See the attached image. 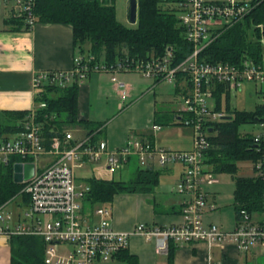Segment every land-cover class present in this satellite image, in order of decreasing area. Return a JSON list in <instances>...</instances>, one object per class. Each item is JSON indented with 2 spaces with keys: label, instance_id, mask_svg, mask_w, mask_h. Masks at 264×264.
<instances>
[{
  "label": "built area",
  "instance_id": "1",
  "mask_svg": "<svg viewBox=\"0 0 264 264\" xmlns=\"http://www.w3.org/2000/svg\"><path fill=\"white\" fill-rule=\"evenodd\" d=\"M36 1L0 0V8L7 11L8 17L20 19L30 30L37 23ZM169 3L177 14L185 40L192 47L191 53L179 64L172 65L171 49L160 57L140 61L126 59L110 67L94 62L92 56L77 55L70 70L35 74L32 84L35 88L44 83L65 87L82 82L92 72L134 71L152 79L155 84L174 85L182 75L179 122L192 131L190 150L161 149L142 138L129 139L124 146L109 150L94 134L75 139L70 132L58 134L53 129L49 132L54 134L47 138L34 109L27 115L16 137H0L1 163L7 164L13 157L31 159L35 163L50 159V163L35 169L33 176L22 183L21 192L28 197V205L21 214L22 221L13 223L0 206V234L40 237L45 243L44 264L109 261L127 249L129 238L134 234L155 240L161 254L168 253L170 243L181 246L193 242H203L209 249L232 243L240 253L256 248L264 251V211L249 214L241 210L231 231L203 222L204 210L213 209L207 205L203 187L217 181L213 167L206 162L208 135L214 133V124L227 116L226 111L212 109L211 101H216L218 87H222L221 95L229 97L235 96L244 83H252L255 92L264 99V40L253 37L255 42L259 40L258 47L243 53L235 63L208 62L202 53L223 31L242 22L256 6V0H172ZM112 80L122 98L127 97L126 84L114 77ZM261 105L264 112V102ZM38 108H45V103H39ZM263 112L253 124L257 127L253 134L254 145L260 153L253 165L255 176L264 181ZM153 128L157 129V126ZM132 157H136L141 166L149 165L153 160L160 166L182 165L175 189L182 196L181 224L159 227L140 223L132 232H121L113 228L109 209L99 206L89 212L83 210L81 202L89 186L77 172L88 167L92 173L89 178L110 180ZM59 247L68 250L61 252Z\"/></svg>",
  "mask_w": 264,
  "mask_h": 264
},
{
  "label": "trees",
  "instance_id": "2",
  "mask_svg": "<svg viewBox=\"0 0 264 264\" xmlns=\"http://www.w3.org/2000/svg\"><path fill=\"white\" fill-rule=\"evenodd\" d=\"M170 1L172 0H137L135 26H127L117 19L112 0L110 4H102L99 0H37L34 13L37 22L70 25L74 46L82 55L92 56L96 63L101 62L110 67L126 59L148 60L163 56L167 49H171L174 66L191 53L192 47L184 38L177 14L168 6ZM6 24L11 30H28L18 18L8 17ZM253 37L264 40V0H256V6L246 18L223 31L204 50L202 57L208 62L235 63L243 53L258 47L259 40L255 42ZM182 79L183 76L179 75L177 92H181L178 84ZM221 92L222 87H218L215 92L216 111H222ZM77 97L76 84L65 87L45 84L38 89L34 112L43 126V135L49 138L54 134L49 132L50 129L60 134L65 127L74 126L87 128L89 135L100 131L102 124L78 119ZM39 103H45V108H38ZM262 107L256 106L254 110L245 111L226 106L227 116H231V119L216 122L214 133L208 135L206 162L213 167L215 173L226 172L233 176V205L237 219L241 210L249 214L264 211V181L257 176H234L238 162L249 160L255 163L260 156L255 149L253 135L239 134L238 127L241 124L253 125L262 114ZM30 112L31 110L0 112V135L20 132ZM179 115L180 112H166V115L156 112L154 123L174 121L175 124H181L177 121ZM135 169L134 177L127 182L87 179L89 191L82 199L83 209L91 210L97 204L110 203L116 194L148 190L158 181V171H144L138 166ZM22 188L23 184L13 181L12 163L0 164V206L15 197ZM10 246L11 264H44L45 243L40 237L13 235ZM174 248L172 244L169 246L168 264H173ZM119 256L127 264H136L135 257L123 253Z\"/></svg>",
  "mask_w": 264,
  "mask_h": 264
},
{
  "label": "crops",
  "instance_id": "3",
  "mask_svg": "<svg viewBox=\"0 0 264 264\" xmlns=\"http://www.w3.org/2000/svg\"><path fill=\"white\" fill-rule=\"evenodd\" d=\"M114 2L115 0H112L113 4ZM7 19V11L4 8H0V112L33 110L36 107L35 95L38 92V89L46 84L44 83L37 88L33 87L32 79L34 75L68 71L73 67L74 58L77 55L82 54L79 52V49L74 46L73 30L68 24L37 22L30 30L15 31L11 30L6 24ZM82 56L86 57V55ZM99 64H101V62ZM92 73L93 74L90 73L82 82L76 84L78 87V119L89 123L102 124L99 129L100 131H96L97 133L95 132L94 135H96V139L104 141L109 150L124 146L125 143L132 138L147 139L158 147L159 141L152 131L154 130L155 132L156 129L152 128V130L148 129V131L143 132L144 130L140 127H146L145 124L149 122L151 123V127L154 125L157 127L161 126V123H154L156 112H158L159 115L160 113L161 115H166V112H174L176 114L178 110H157V104L152 100V95H144V89L133 85V74L138 72L100 71ZM103 77L111 82L108 84V89H106L114 97V111L111 115L110 113L107 115L106 121L101 120L103 119L101 116V110L93 108L94 104L101 100V95L103 94H101V91H103L101 87V79ZM113 77L117 81L126 84L128 89L127 97L122 98L120 91L116 86V82L112 80ZM152 82L154 86L161 84H155L153 80ZM183 82L184 80L179 82V88L183 86ZM72 84L74 83L68 85ZM170 87L175 96L180 97L181 92L176 91V83L170 85ZM132 93L138 94L136 96L137 100L134 102L128 101L132 97ZM132 114H134V119H136L137 122L134 120L130 123V121L127 120ZM164 118L166 119V116H164ZM179 119L180 116L177 121H179ZM170 123L175 122L170 121ZM64 131L70 132L75 139H82L89 133L87 128L81 126L65 127L61 132ZM19 133L20 132L4 134L0 135V137L13 139ZM191 146L192 139H190L189 144L184 146L186 148H174L173 150H190L192 148ZM15 158L17 159L19 157H13L11 159L10 162L13 166L17 163H33L34 171L35 169L40 168V166H45L50 163L49 158L41 160L38 163H35L31 159H22L20 161L14 160ZM10 162L7 164L0 162V164L8 165ZM148 164L149 165L141 166L138 159L132 157L124 165L133 166L132 177L129 180L134 177L136 166L144 171L147 169L158 171V181L152 185L150 189L141 192L135 191L116 194L113 197L112 202L100 205L97 204L91 209L93 210L99 206L109 209L113 228L117 231L132 232L135 226L140 223L150 226L167 227L181 224L183 221L181 213L182 196L175 191L176 185L183 171L182 165L179 163H173L160 166L155 160L150 161ZM84 170L87 174L90 173V175H84V172L82 173ZM79 172L80 174L77 173V176L83 178L84 182H86L87 179H90L89 177L92 175L91 169L88 167ZM253 176L255 175L248 177ZM110 180H114V174ZM22 183L23 181L17 184ZM213 185H206L203 187V190L207 194V205L213 206V209L206 208L204 210L203 222L205 225L215 224L224 231H231L234 229L237 222L233 205L234 196L232 195L231 205L232 222L228 224L226 218L224 220V215L227 214L228 209L219 204L216 192L212 191L214 189L210 188L208 190L207 188L208 186L212 187ZM21 190L10 201L1 205L10 215L13 223L22 221L21 214L28 205V197L23 194ZM11 203H13L12 208L7 209ZM83 210L85 212L90 211L89 209ZM171 244L175 247L173 264H264V251L260 248L253 249L248 253H240L232 243L215 245L210 249L207 248L203 242H193L181 246L170 243L169 246ZM10 245L11 236L0 234V264H11ZM66 249L68 250L67 247H59L61 252L67 251ZM123 254L135 257L136 264H168L167 254H161L158 252L155 240H146L144 237L136 234L130 236L128 247ZM95 264H127V262L122 260L120 256H117L109 261L96 262Z\"/></svg>",
  "mask_w": 264,
  "mask_h": 264
},
{
  "label": "rangeland",
  "instance_id": "4",
  "mask_svg": "<svg viewBox=\"0 0 264 264\" xmlns=\"http://www.w3.org/2000/svg\"><path fill=\"white\" fill-rule=\"evenodd\" d=\"M100 3L106 4L111 3V0H99ZM114 5L116 7V14L117 19L123 23H125L127 26H135V24H131L128 19V10H129V0H115ZM168 5H172L168 3ZM123 6V7H122ZM174 6V5H173ZM137 18V15H136ZM103 73V72H101ZM93 74V73H91ZM133 74V73H132ZM120 80V79H118ZM133 85L144 89L145 92L144 95H152V100L156 102V109L160 111H172V110H179V107L181 105V99L180 97L175 96V94L172 92V88L170 85L166 83H161L159 85L154 86L152 80L144 78L139 73L133 74ZM107 81V82H105ZM107 79H104V77L101 79V87L103 91H101V100L97 101L93 108H97L98 110H101V116L106 121L107 115L114 111V97L110 92L107 91L108 84H110ZM107 88V89H106ZM138 94H133L132 97L128 100L130 102H134L137 99ZM155 97V98H154ZM133 100V101H132ZM264 102V99L261 95H258L254 90V85L252 83H244L241 87V90L236 92L235 96H229V98L225 97L224 95H221L220 100V106L222 111H226V106H228L230 109H236V110H245V111H251L254 110L256 106L261 105ZM212 109L216 108V101L212 100ZM130 123L136 119H134V114L130 115L127 118ZM128 123V122H126ZM164 123V122H163ZM146 127H140L143 129V132H146L149 130H152L153 127H151V123H146ZM68 128V127H67ZM137 128V127H135ZM139 131V129H138ZM154 135H156V138L159 141V148L164 149H182L186 148L185 145L189 144L190 139H192L191 129L189 127H185L181 124H175V123H164L161 126H158L156 131L152 130ZM257 132V127L252 124H241L238 127V133L241 135H248L251 136ZM192 147V146H191ZM136 165V163H135ZM158 166V165H156ZM84 172V175H86V171ZM80 174V172H77ZM133 173V166L132 165H124L120 170H116L114 172V180L116 181H128L132 177ZM255 171L253 169V164L249 160L240 161L237 163V172L236 177H248L255 175ZM87 175H90L88 173ZM216 182L214 185L208 186V190L210 188H213L214 192L217 194V201L220 205L226 207L228 210L227 214L224 215V220L228 221L227 223L230 224L232 222V195H233V188H234V180L233 176L229 173H217L215 174ZM207 190V189H206ZM211 191V190H210ZM13 203L9 204L7 209L12 208Z\"/></svg>",
  "mask_w": 264,
  "mask_h": 264
},
{
  "label": "water",
  "instance_id": "5",
  "mask_svg": "<svg viewBox=\"0 0 264 264\" xmlns=\"http://www.w3.org/2000/svg\"><path fill=\"white\" fill-rule=\"evenodd\" d=\"M92 1V0H88ZM137 15V0H129V11L128 19L130 23L136 22ZM224 120L231 119V116H224ZM212 131V129H210ZM34 174V164L33 163H17L13 166V181L16 183H21L30 179Z\"/></svg>",
  "mask_w": 264,
  "mask_h": 264
}]
</instances>
